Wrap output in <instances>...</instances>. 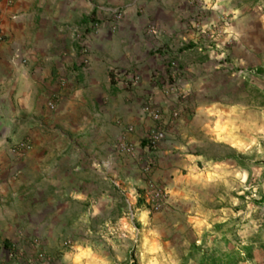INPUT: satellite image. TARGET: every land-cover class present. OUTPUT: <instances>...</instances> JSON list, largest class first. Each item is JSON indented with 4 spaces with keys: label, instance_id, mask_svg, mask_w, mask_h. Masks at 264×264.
<instances>
[{
    "label": "crops",
    "instance_id": "0c3cea01",
    "mask_svg": "<svg viewBox=\"0 0 264 264\" xmlns=\"http://www.w3.org/2000/svg\"><path fill=\"white\" fill-rule=\"evenodd\" d=\"M224 18L226 59L199 50L201 31ZM263 50L264 0H0V261L26 264L36 241L51 264H108L94 239L108 240L135 197L155 233L147 252L169 245L156 220L207 224L186 188L199 167H241L264 133L238 72L260 68ZM147 106L166 134L154 149ZM152 185L168 198L150 223ZM11 247L25 258L8 260Z\"/></svg>",
    "mask_w": 264,
    "mask_h": 264
},
{
    "label": "rangeland",
    "instance_id": "374dc122",
    "mask_svg": "<svg viewBox=\"0 0 264 264\" xmlns=\"http://www.w3.org/2000/svg\"><path fill=\"white\" fill-rule=\"evenodd\" d=\"M260 61V68L245 69L243 75L250 85L249 96L253 97L254 106L264 113V50ZM250 140L248 148L238 154L242 159L241 167H199L203 174L195 175L188 184L185 201L190 199L199 206L200 212L209 215L207 224L195 228L180 216L178 229H171L164 220H156L155 226L165 235L163 242L169 245L147 252L148 239L155 233L151 231L152 227L149 229V224L138 219L135 211L138 199L135 197L130 211L125 205L124 222L111 231L108 240L102 234L94 239L102 258L108 264H185L183 260L192 245L206 249L214 247L217 241L215 245L221 251L244 252L248 248L251 257L240 264H264V133L260 132ZM208 153L230 155L231 150L213 147ZM145 211L150 223L151 215L160 212L151 211L147 203ZM217 225L221 228L215 229Z\"/></svg>",
    "mask_w": 264,
    "mask_h": 264
},
{
    "label": "built area",
    "instance_id": "2783aa9c",
    "mask_svg": "<svg viewBox=\"0 0 264 264\" xmlns=\"http://www.w3.org/2000/svg\"><path fill=\"white\" fill-rule=\"evenodd\" d=\"M229 25V19L224 18L218 23L214 24L208 29H204L201 31L203 42L199 44V50L200 51H210V52H218L223 55L224 59L227 58V51L231 44L233 43L232 39H228L223 45L219 44V40L222 39L224 36H226L225 29ZM171 66H174L172 64ZM240 75H243L245 73V70H239L238 71ZM139 81L138 76L133 75L131 78L132 83H137ZM169 92L176 91L174 85L168 86ZM182 97V95H181ZM50 106L55 105V99H51L49 101ZM146 114L154 121L156 122V128L154 131L148 134L146 137V141L148 143L149 149H154L158 143H160L165 138V130L163 126V120L162 115L159 111L156 109H153L149 106L145 109ZM173 117L178 116V112H174ZM28 143L27 142H21L18 145V150H25L28 149ZM120 150L128 155L133 154V147L127 144H120ZM153 159L149 160L148 168L152 166ZM168 198L167 191L158 185H152L149 189L147 195H146V203L148 204L151 211L156 212L160 211L163 206L165 205ZM33 254L26 258V264H51V258L39 247L38 243L36 241H31ZM66 246H70L71 242L67 240L65 242ZM7 258L10 261H20L24 259V253L22 250H19L15 247H11L8 249L7 252ZM0 264H6L3 261H0Z\"/></svg>",
    "mask_w": 264,
    "mask_h": 264
},
{
    "label": "trees",
    "instance_id": "16d2710c",
    "mask_svg": "<svg viewBox=\"0 0 264 264\" xmlns=\"http://www.w3.org/2000/svg\"><path fill=\"white\" fill-rule=\"evenodd\" d=\"M220 229L221 226H215V229ZM224 244L227 245V240L224 239ZM217 241H215V244ZM214 244L212 248L202 249L196 245H192L189 249V253L183 263L187 264L190 260L192 264H240L248 261L251 257L250 250L248 248L244 249V252L240 250L234 251H221Z\"/></svg>",
    "mask_w": 264,
    "mask_h": 264
}]
</instances>
